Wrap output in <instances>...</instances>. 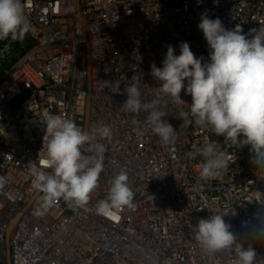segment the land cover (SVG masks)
<instances>
[{"label": "built area", "instance_id": "obj_1", "mask_svg": "<svg viewBox=\"0 0 264 264\" xmlns=\"http://www.w3.org/2000/svg\"><path fill=\"white\" fill-rule=\"evenodd\" d=\"M30 30L24 38L0 40V248L11 264H233L230 252L205 253L190 225L224 213L238 239L264 255V204L248 201L264 190L248 144L230 146L223 135L186 122L189 110L169 103L167 119L176 130L162 144L144 113L124 110L126 93H113L102 81L141 78L145 100L156 93L153 62L171 44L187 41L196 56L209 47L198 28L201 13L219 17L226 28L244 32L264 25V0H24ZM67 116L85 128L110 125L104 167L89 201L69 206L56 200L35 215L41 193L31 183L30 164L44 154L43 117ZM134 120L136 123H134ZM140 128L137 135L134 129ZM207 142L228 151L231 162L217 178L199 180L202 157L187 155ZM127 171L132 206L111 215L95 211L110 181ZM203 185L201 187L200 185Z\"/></svg>", "mask_w": 264, "mask_h": 264}, {"label": "clouds", "instance_id": "obj_2", "mask_svg": "<svg viewBox=\"0 0 264 264\" xmlns=\"http://www.w3.org/2000/svg\"><path fill=\"white\" fill-rule=\"evenodd\" d=\"M197 26L207 41L208 59L196 56L187 41L179 44V54L169 44L162 66L155 62L150 66L151 75L159 82L152 99L143 98L139 75H133L123 90L119 79L102 83L113 93H126L124 110L135 115L144 113L145 123L162 144H171L176 139L175 128L164 117L169 113V103L186 102L180 95L183 89L190 94L191 103L189 110H180L178 116L209 128L217 136L223 135L230 146L250 145L257 175L264 180V25L248 32L240 24L229 29L219 17L210 18L205 11ZM29 30L24 0H0V40H22ZM42 122L44 154L30 164L31 183L42 194L35 209L37 216L47 212L58 199L70 207L89 201L104 167L106 145L101 140L112 135L110 125L103 122L85 128L54 113L45 114ZM134 131L142 134L140 128ZM197 154L203 158L200 181L217 178L231 162L228 151L212 142L187 153L189 157ZM5 183L6 177L0 175V186ZM250 192L248 201L264 204V190ZM133 196L127 171L121 169L111 179L107 196L97 202L95 211L111 215L114 209L131 207ZM224 216V213L210 214L190 225L193 239L202 251L230 252L234 255L233 264H264V255L251 243L241 242ZM257 231L264 237V227Z\"/></svg>", "mask_w": 264, "mask_h": 264}, {"label": "water", "instance_id": "obj_3", "mask_svg": "<svg viewBox=\"0 0 264 264\" xmlns=\"http://www.w3.org/2000/svg\"><path fill=\"white\" fill-rule=\"evenodd\" d=\"M5 264H11L10 263V257H9V249H8V246H6V254H5V257L3 258Z\"/></svg>", "mask_w": 264, "mask_h": 264}, {"label": "rangeland", "instance_id": "obj_4", "mask_svg": "<svg viewBox=\"0 0 264 264\" xmlns=\"http://www.w3.org/2000/svg\"><path fill=\"white\" fill-rule=\"evenodd\" d=\"M2 250H1V248H0V264H5V262H4V260H3V258H2Z\"/></svg>", "mask_w": 264, "mask_h": 264}]
</instances>
